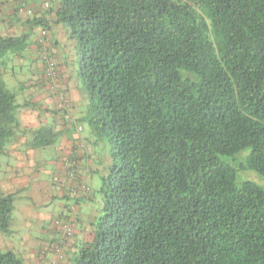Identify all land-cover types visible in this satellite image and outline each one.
<instances>
[{"label":"trees","instance_id":"obj_1","mask_svg":"<svg viewBox=\"0 0 264 264\" xmlns=\"http://www.w3.org/2000/svg\"><path fill=\"white\" fill-rule=\"evenodd\" d=\"M55 3V21L76 40L81 121L111 160L92 238L71 264H264V190L238 182L222 159L250 148L247 167L264 177V0ZM24 23L0 32V157L24 132L17 87L4 79L10 59L37 29L40 55V32L51 37L45 14L30 11ZM31 133V146L44 147L59 132ZM13 200L0 188L3 238ZM0 264L26 263L6 249Z\"/></svg>","mask_w":264,"mask_h":264},{"label":"crops","instance_id":"obj_2","mask_svg":"<svg viewBox=\"0 0 264 264\" xmlns=\"http://www.w3.org/2000/svg\"><path fill=\"white\" fill-rule=\"evenodd\" d=\"M55 5V0H0V32L4 34L23 32L30 11L45 14L52 39L49 50L58 61L55 78H49L35 43L37 29L33 42L21 56L11 57L6 70L14 75L18 68L22 74L12 85L18 90L17 116L24 132L9 141L0 157V188L14 195L13 210L16 203L21 207L25 231L18 242L10 239L11 234L0 246L16 249L26 264H71L79 245L92 238L91 222L102 206L99 188L111 163L105 144L84 131V109L80 108L84 95L67 69L70 38L66 26L55 21L51 10ZM60 98L67 102V109L58 107ZM40 126L59 133L50 145L31 146V130ZM68 161L77 163L71 176ZM84 184L88 192L83 191ZM66 225L72 227L71 235H66ZM61 241L60 257L53 246Z\"/></svg>","mask_w":264,"mask_h":264},{"label":"rangeland","instance_id":"obj_3","mask_svg":"<svg viewBox=\"0 0 264 264\" xmlns=\"http://www.w3.org/2000/svg\"><path fill=\"white\" fill-rule=\"evenodd\" d=\"M69 40H70V43H69L68 47L70 48L71 52L69 53L70 59L67 63V69L70 71L71 81L78 82L79 88L81 89V92L84 95V97H83L84 106L81 105L80 108H81V110L84 109V114H85L87 112V95L84 91V87L82 85L81 80L77 79V76H78V73H77L78 72V56L74 50V45L76 44V40L75 39H69ZM51 43H52V39L50 37L47 41V46L50 47ZM46 50L48 51L49 55L57 62V65H58L57 59L54 58V56L50 53V50L48 47H46ZM40 51L42 52V49ZM42 62L44 64L45 73L47 74L45 62L43 60H42ZM57 65H56V69H57ZM21 75L22 74L19 72L18 68H15V74L13 75L11 71H7L4 75V79L9 84V87H10L13 83L17 84V80L20 79ZM47 76L49 78H51L48 74H47ZM53 78H55V74H54ZM83 124H84V128H85V130H84L85 133L88 132V134H90L88 126L84 122H83ZM249 151H250V148H245L233 156L222 157V159L224 161H227L228 163H230L235 168V170H236L235 171V177H236V180L238 182L243 181V180H248V181H251V182L257 184L258 186H260L264 190V177L259 175L256 171L247 167V156L249 155ZM82 189L84 190V185H82ZM37 202L38 201L36 200V203ZM22 216H23V211H22L21 207L18 205V203H16L15 208H14V210H12V213H11L12 219H11V222L9 225L10 229H14V230H12V236L10 237V239L14 243L18 242L22 238V232L25 231V227H24L25 221H24ZM13 218L15 219L17 225H16V223L13 224ZM3 239L4 238L0 236V241ZM43 243H45V241ZM6 249L7 248H5L4 246H0V251H6Z\"/></svg>","mask_w":264,"mask_h":264},{"label":"built area","instance_id":"obj_4","mask_svg":"<svg viewBox=\"0 0 264 264\" xmlns=\"http://www.w3.org/2000/svg\"><path fill=\"white\" fill-rule=\"evenodd\" d=\"M48 39L49 38L47 36L46 31L42 30L40 32V41L43 44L41 57H42V60L45 62L47 74L51 78H53V76L55 74V69H56L57 62L49 55L48 51L46 50V45H47ZM57 105H58L59 108L67 109V102L63 98H60L58 100V104ZM67 164L69 165V174H70V176L74 175L77 163L74 162V161H68ZM84 190H86V189H84ZM70 230H71L70 225H66L65 226V231L66 232H70ZM58 251L60 252V248L59 247H58Z\"/></svg>","mask_w":264,"mask_h":264}]
</instances>
